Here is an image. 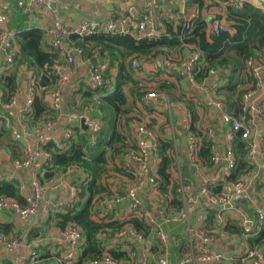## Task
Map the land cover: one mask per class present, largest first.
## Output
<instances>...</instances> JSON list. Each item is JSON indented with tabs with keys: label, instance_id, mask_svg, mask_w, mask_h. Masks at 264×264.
<instances>
[{
	"label": "built area",
	"instance_id": "2783aa9c",
	"mask_svg": "<svg viewBox=\"0 0 264 264\" xmlns=\"http://www.w3.org/2000/svg\"><path fill=\"white\" fill-rule=\"evenodd\" d=\"M58 1L25 0L16 4L22 15L42 8L49 18V26L41 30L42 41L45 47L57 51L61 57V62L52 67L56 85L46 95L49 112L55 120H47L31 129L21 125V130H19L4 115L5 112L16 108L17 90L15 89L9 100L0 107V124L3 125L9 137L20 144L21 149V159H10L9 166L16 172L28 170L26 183L14 180L21 203L11 198L0 197V212L9 211L27 224L33 223L40 214H46L50 210L64 213L71 204L77 202V189L73 186H69L66 200L53 201L48 197L49 191L58 188L65 177L69 175L77 176L78 183L85 182L88 178L76 164L53 166L52 155L55 151L65 150L72 138L70 128L76 127L83 131L79 124L80 120L85 128L83 132L88 137L90 147L95 144L97 135L103 127L99 118L100 112L95 108L96 106L92 108L91 105H86L79 111H66L63 106V94L68 79L81 62L87 64L86 79L89 89L92 91L101 89L104 75L110 68V58L108 55L100 56L95 51L91 58H85L81 49L64 43V39L70 35H76L79 39L92 35H105L129 36L134 42H139L157 39L162 34L159 28L160 22L156 16L157 4L155 0H147L139 8L128 5L116 17L103 21L85 20L75 27H70L61 20L55 8ZM221 2L223 7L233 10H241L244 5L249 3L248 0H221ZM3 10L4 7L0 3V62L2 63L1 71L5 73L13 63L15 43L14 33L7 28V19ZM260 11L264 13V8H261ZM197 17L198 10L194 7L185 16L184 12L169 15L167 22L180 23L183 30L189 31ZM218 17L215 11L208 13L209 29L214 36L226 31L223 21ZM92 59L96 61L94 65H91ZM198 60V52L192 51L181 60L179 67L182 69L187 85L198 91L212 109L214 125L220 132L218 144H214L213 141L212 124L200 125L198 123L199 127L194 126L182 99L171 101L168 96L156 94L153 91L142 93L138 99L139 107L150 111L151 119L160 120V113L165 114V125L161 134L169 141L173 149V170L177 180L175 192L181 203L180 210L176 213H166L159 206V199L147 189L155 184L153 165L159 154L154 132L138 122L130 125V132L124 141L126 148L116 158L117 165L130 173L133 181L114 187L111 193L99 196L92 205V209L98 210L123 205L125 207L124 214H132L134 218L148 227L149 238L156 243L160 254L155 257L151 256L149 248L145 249L148 239L146 240V237H143L133 227L122 225L113 231L107 230L97 235L101 252L97 257L87 260L83 264H125V262L126 264H229L230 261L234 262L233 258L212 248L217 235L211 230L202 229L200 221L203 217L201 215L205 214L207 210L216 214V216L214 215L215 219H219V221L221 213L233 210L232 219L236 222L238 231L231 237L241 241L264 231V211L260 207H253L250 216L235 208V203L244 198L246 188L250 187L246 174L248 171L239 179L228 181L235 167L232 141L236 132H239L240 140L245 143L243 159L251 165L252 158L257 153L259 169L264 171V99L258 101L257 106L253 108V102L259 96L261 81H264V67L259 60L249 57L241 65L238 74L236 71L233 75L227 73L229 78L235 79L236 84L233 87L239 94L237 99L241 114L233 116L228 110L224 96L216 87L206 88V81L218 75L221 69H210L205 81L196 82L194 67ZM130 65L134 69L139 65V61L132 60ZM158 67L163 72L164 68L173 69L176 65L169 60H160ZM35 86L34 78L27 75L26 96L18 109L20 114L29 116L33 96L37 94ZM254 117H257L263 125L262 131L257 136L252 121ZM64 120L69 124V127L57 137L52 136L51 131L55 129L56 124ZM192 126L198 129L199 138L190 131ZM176 127H179L184 137L182 150L184 164L182 166L177 163ZM201 139L209 144V168H205L197 160L196 152ZM0 153L5 152L0 150ZM1 156L5 158V154ZM44 168L50 169L48 171L51 173L50 177H43ZM206 172H210V174L207 175ZM193 178L198 179L195 187ZM144 193L149 195L147 200L144 199ZM195 214L197 216H194ZM168 226L180 228L187 252L186 255L173 261L168 260V246L170 243H175L176 239H172L168 235L170 232L166 229ZM56 241L65 245V252L56 259V263L72 264L83 242L79 227L73 223L67 224L58 230ZM21 242L20 237L7 239L0 232V247L9 253L19 251ZM111 243L121 247L120 251L126 255L124 260H117L109 255V250L112 248ZM39 257L40 255L35 252L28 256L17 255L9 264H45L39 260ZM237 262L239 264H264V245L243 251L238 256Z\"/></svg>",
	"mask_w": 264,
	"mask_h": 264
},
{
	"label": "trees",
	"instance_id": "16d2710c",
	"mask_svg": "<svg viewBox=\"0 0 264 264\" xmlns=\"http://www.w3.org/2000/svg\"><path fill=\"white\" fill-rule=\"evenodd\" d=\"M205 2L206 0H192V3L196 4L199 9L207 8ZM17 18V24L16 22L13 25L11 22L9 23L8 17L6 22L7 28L14 33L16 52L13 55L11 68L5 73H0V103L7 102L11 97L13 90L18 85L19 69L22 68L36 82L37 94L33 96L29 113L32 121H36L48 113L46 95L56 85L52 67L61 57L57 51L51 48H42L41 31L35 28H25V19L20 16ZM223 24L226 31L217 36L212 35L210 29H206L207 25L204 21L196 18L189 31L183 30L179 23L175 27L171 23H165L163 25L164 32L157 39L152 40L134 42L129 36L105 35H92L81 39L76 35H70L66 38L73 44L72 46L82 50L85 58L93 51L100 56L108 55L111 66L104 75L102 88L95 90L100 94L95 108L100 112L99 118L103 123L95 144L90 147L85 132L76 127L70 128L72 138L65 150L55 151L52 155L53 166L76 164L88 176L85 182L77 183V202L71 204L64 213L55 214L57 228L61 229L67 224L73 223L82 232L83 242L72 264H83L100 254L101 247L97 235L101 232L113 231L126 225L133 227L143 237L149 233L148 227L134 218L132 214L120 213V207L106 210L92 209L94 200L99 196L111 193L114 187L122 186L125 182L133 181L132 175L121 169L116 163V158L126 148L124 141L130 132V125L136 122L144 124L155 134L159 157L153 165L155 184L147 189L159 199V206L166 213H176L180 210L181 203L175 192L177 180L173 170L172 149L169 141L161 134L165 125V114L160 113V120L151 119L150 111L139 107L138 99L142 93L147 91L164 94L171 101L179 100L183 96L179 93V87L171 78V74L165 75L164 72L158 70L153 74H144L141 65L142 62L155 57L158 52L164 54L166 51H174V53L181 54L184 49L191 52V48L199 54V60L194 67L196 82L205 81L210 69L220 70L223 66L229 67L224 69H228L231 74H234L249 57L259 60L264 67V13L249 4L244 5L241 10L227 8ZM135 59L139 61V65L132 69L130 64ZM224 90L230 96L224 98L228 110L233 116L241 114L237 99L239 94L229 84L225 86ZM77 94L83 98L87 97L90 91L78 89L65 97L63 99L64 109L71 111L79 108L76 107ZM184 100L192 124H195L199 119L197 109H200V106L192 101V97ZM109 111L113 119L109 134L104 139L106 129L104 124L108 119ZM4 115L7 116L8 112H5ZM190 131L198 138L200 137L196 127H190ZM244 146L245 143L240 140L239 132L234 133L232 151L235 167L228 181L239 179L251 167L243 159ZM0 147H4L12 159H21L20 144L9 137L2 124H0ZM196 156L198 162L205 168L210 167L209 144L202 139L198 145ZM49 170V168L43 169L44 178L50 177ZM260 187L264 188V184L257 185V189ZM261 192L264 196V191ZM0 197L11 198L21 203L14 180L0 181ZM200 223L203 226L202 229L207 231L219 226L212 211L208 210L205 211L204 218ZM222 225V230L237 233V225H230L229 221ZM0 231L4 232L1 226ZM254 236L257 237L253 240L263 246L264 231L262 230ZM250 239L251 237L244 241L253 243L254 241ZM155 251L156 248L152 246L149 252ZM186 254L187 252L184 250L182 256ZM109 255L114 259L124 260V254L121 251L109 250Z\"/></svg>",
	"mask_w": 264,
	"mask_h": 264
},
{
	"label": "crops",
	"instance_id": "0c3cea01",
	"mask_svg": "<svg viewBox=\"0 0 264 264\" xmlns=\"http://www.w3.org/2000/svg\"><path fill=\"white\" fill-rule=\"evenodd\" d=\"M25 0H0V3L2 7H4L3 13L6 16V19L8 17V22L13 23L16 22L17 24V16L23 17L25 19V28H35L41 31L43 28H46L49 26V18L46 15V11H44L42 8H38L31 13L27 15H22L19 13L16 4L17 2H22ZM147 0H59L57 4L55 5V8L58 11V14L61 18V20L65 21L70 27H75L82 21H89V20H97V21H103L105 19L116 17L120 15L128 5H132L136 8L141 7L146 3ZM157 4V11L156 16L159 20V28L162 33L164 32L163 25L167 22V17L171 14L184 12V16L188 14L194 7L198 10V17L201 21H204L206 23V29L209 30V24H208V13L211 11H215L216 14L221 18L223 21L226 17L227 8L223 7L221 0H206L205 4L207 5V8L199 9L196 4L192 3V0H155ZM248 4L256 9L264 8V0H248ZM196 20V19H195ZM180 24V23H179ZM193 24V23H192ZM175 27L176 24H172ZM11 30V29H9ZM12 31V30H11ZM13 32V31H12ZM42 32V31H41ZM64 43L73 45L69 39H64ZM42 48L45 49V45H42ZM191 52L193 51L190 48ZM16 52V47H15ZM190 52L188 49H184L181 51V54L174 53V51H166L163 53H157L155 57H153L151 60H147L145 62H142L141 69L144 74H153L156 73V70H159L158 62L160 60H169L172 63L176 65L175 68L169 69L164 68V73L167 75V73L171 74V78L176 82V84L179 87V93L183 96L181 99L185 102L184 99L192 97V101L200 106V109L198 110L199 117L198 122L194 124V126L199 127L198 123L200 125H207L212 124L213 126V141L214 144H218V136L220 135L219 130L215 127V119L213 117V111L212 109L207 105L206 99L203 98L198 91H195L194 89L190 88L187 83L185 82V77L183 75L182 69L179 67V64L183 58H185ZM92 53L88 56L91 58ZM95 60V59H92ZM61 60H58L55 65L59 64ZM111 68V66H110ZM229 68L223 66L220 73L216 76H213L212 78L208 79L206 81V88H210L212 86H215L216 89L224 96L230 97L224 90L225 86L229 84V86H235V79L228 77V72L231 71ZM2 69V63L0 62V73H3L1 71ZM86 70H87V64L85 62H81L76 66V69L74 70L73 74L68 79V83L66 88L64 89L63 97H67L73 92H76L78 89H81L82 91H90V94L87 97L81 98L80 94H77L76 96V107H79L77 110H71V111H79L83 106L91 105L92 108L95 107V104L99 100V95L96 91H92L89 89V86L87 84L86 79ZM161 72V71H160ZM239 70L236 71L238 74ZM27 75L28 73H25V71L20 68L19 69V80L18 85L15 88L17 90V105L16 108H12L11 110L7 111L8 115L6 116L7 119L10 120V122L17 126L19 130H21V125L23 127L28 128H35V126L41 125L43 122L47 120H55L54 117L50 114L49 109L48 113L46 115H43L41 119H38L36 121H32V118L28 115H23L18 112V109L20 108V105L23 101V98L26 96V89H27ZM230 75H233L230 73ZM26 81V82H25ZM25 82V83H24ZM264 99V81H261L260 89H259V96L258 98L253 102V108L257 106L258 101H262ZM0 103V107H1ZM68 111V109H65ZM64 111V110H63ZM65 112V111H64ZM93 113V111H92ZM112 114L109 111L108 119L105 122V133H104V139L107 138V135L109 134L111 124H112ZM253 126H254V132L256 130V136L257 132H261L263 129L262 123L258 120L257 117L253 118ZM69 124L64 121H60L56 124L55 129L51 131L52 136L57 137L62 133L63 130L67 129ZM176 132V141L178 146V152L177 154V163L182 166L183 163V146H184V137L182 133L179 130V127L175 128ZM255 138V136H254ZM255 140V139H254ZM172 149V148H171ZM0 150L4 151L5 153H0V181H11V180H20L22 183L27 182L28 177V170H23L20 172H16L9 166V160L12 159L10 157V153L4 148L0 147ZM257 150V147H256ZM173 152V149H172ZM5 154V158H3L1 155ZM173 156V153H172ZM88 158V157H87ZM253 164V165H252ZM252 164L250 165V169L248 171L247 176L250 187H247L245 190L244 198L241 199V201H237L235 203V208L239 211L243 212L245 215L250 216L252 214L253 207L257 206L260 207L264 211V196H262V192L264 190H260L263 187H260L257 189L258 184H264L262 183L264 181V171L259 169V160L257 153H255V156L252 158ZM207 175L210 174V172H206ZM195 187L198 179L193 178ZM77 183L78 179L75 175H69L65 177V179L62 181V183L53 191H49L48 197L53 201L58 200H66L68 197V188L69 186H73L77 189ZM264 189V188H263ZM78 190V189H77ZM151 195V193H148ZM147 193H144V199L147 200ZM153 196V195H152ZM109 209V208H107ZM106 210V209H105ZM120 213L125 212V207L120 206ZM63 212H54L52 210L48 211L46 214H40L37 219L31 223L27 224L26 222L21 221L17 216L12 214L9 211H2L0 212V226L3 228L4 232L0 231L1 234H3L4 237L7 239H12L16 237H20L22 239L21 242V248L19 251H12L8 252L4 250L2 247H0V264H9L10 261L17 255L21 256H28L32 252L38 253L40 255L39 260L45 264H57L56 259L63 255L65 252V245L59 244L56 241V235L60 228L56 227V220H55V214H62ZM233 210L224 211L220 214V221L217 220V223L219 222V226L215 227L217 228L215 231V228L211 231H215V235H217L216 242H214L212 248L227 257L233 258L234 262H229V264H239L237 262V258L239 255L243 253V251L247 249H251L254 247H261V243L258 241L255 242L253 239H255L257 236H251L250 240H253V243H248L246 241H241L240 239L233 238L231 235L236 234V232H229L226 230H222L221 227H223V223L225 221H229V224H235L236 222L232 219ZM216 216V214H214ZM194 216H197L195 214ZM201 217L204 218V214L201 215ZM170 232L168 235L172 239H176L175 243H170L168 246V260L173 261L182 256L184 253V250H186V247L184 245V242L182 240L181 230L180 228H173V226H168L166 228ZM238 231V229H237ZM173 232V233H171ZM150 231L146 235L147 243L145 245V249L149 248V251L151 247H155L156 251L150 253L151 256L155 257L160 254V249L156 245L154 241H152L150 238ZM112 248L111 250L120 251V248L118 244L111 243ZM183 246V247H180ZM180 248V250H179ZM122 252V251H121ZM124 256L125 253H124ZM124 264V263H123ZM126 264V262H125ZM224 264V263H221Z\"/></svg>",
	"mask_w": 264,
	"mask_h": 264
},
{
	"label": "water",
	"instance_id": "95a60500",
	"mask_svg": "<svg viewBox=\"0 0 264 264\" xmlns=\"http://www.w3.org/2000/svg\"><path fill=\"white\" fill-rule=\"evenodd\" d=\"M96 63V61L95 60H91V65H94ZM80 127H81V129L84 131L85 130V128L82 126V120H80ZM259 134V132H257V135Z\"/></svg>",
	"mask_w": 264,
	"mask_h": 264
},
{
	"label": "rangeland",
	"instance_id": "374dc122",
	"mask_svg": "<svg viewBox=\"0 0 264 264\" xmlns=\"http://www.w3.org/2000/svg\"><path fill=\"white\" fill-rule=\"evenodd\" d=\"M113 182V181H112Z\"/></svg>",
	"mask_w": 264,
	"mask_h": 264
}]
</instances>
